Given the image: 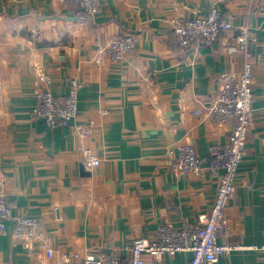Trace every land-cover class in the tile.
I'll return each mask as SVG.
<instances>
[{
	"label": "crops",
	"instance_id": "1",
	"mask_svg": "<svg viewBox=\"0 0 264 264\" xmlns=\"http://www.w3.org/2000/svg\"><path fill=\"white\" fill-rule=\"evenodd\" d=\"M221 18L217 40L181 48L169 20ZM250 28L253 116L235 193L226 208L228 242L264 246V0H101L87 18L61 0H0V179L13 205L0 232V264H59L63 254L119 256L134 240L153 241L160 225L200 226L214 202L217 178L209 153L225 145L235 120L209 113L222 74L242 70L230 55L238 28ZM131 36L135 50L124 61L101 63L100 45ZM36 67L49 75V89L64 100L78 87L75 124L47 128L32 114L39 105ZM194 145L197 174H172L168 151ZM100 164L88 170L81 151ZM83 169H82V168ZM82 170V171H81ZM83 172V173H82ZM38 220L54 256L41 241L15 237L16 220ZM179 253L164 262L188 264ZM145 261L153 263L146 256ZM215 264H264V250L241 249Z\"/></svg>",
	"mask_w": 264,
	"mask_h": 264
},
{
	"label": "built area",
	"instance_id": "2",
	"mask_svg": "<svg viewBox=\"0 0 264 264\" xmlns=\"http://www.w3.org/2000/svg\"><path fill=\"white\" fill-rule=\"evenodd\" d=\"M61 1L77 9L87 18H92L101 5V0ZM221 18L220 12L212 8L206 16L184 21L170 19L169 34L181 48L192 45L198 39L211 44L220 34ZM250 40V28L248 26L238 28L234 43L226 50L230 55L242 56V70L237 74L227 73L219 76L220 86L209 105V113L217 121L227 123L235 120L228 142L214 147L209 153L207 169L217 178L214 202L209 215L200 226L174 228L168 224L160 225L154 233L153 241L140 238L123 248L128 255L125 262L117 255L86 256L82 264H148L145 261L146 256L152 259L153 263L150 264H175L164 262L163 259H172L179 253L191 254L188 264H215L221 255L235 250H264V246L244 247L238 243L228 242L230 227L225 213L228 202L235 193V182L252 125L253 65ZM134 50V39L131 36H123L100 45L94 61L96 64L101 63L102 55L110 61H124ZM36 74L37 81L42 86L35 91L39 105L32 109V114L41 118L47 128L73 124L76 134L84 139L87 129L74 123L78 114L77 85L73 83L65 99L60 100L49 89L51 83L49 75L41 67H36ZM81 153L82 165L86 169L91 170L100 164L90 149L83 148ZM168 158L172 174L176 177L197 174L200 170V160L192 144L178 147L176 152L169 150ZM12 209L13 205L6 199L3 182L0 179V232L11 219ZM13 234L15 237H23L30 241H41L46 258L54 256V250L48 245L37 219L28 216L17 219ZM78 258V253L63 254L59 264H71Z\"/></svg>",
	"mask_w": 264,
	"mask_h": 264
},
{
	"label": "water",
	"instance_id": "3",
	"mask_svg": "<svg viewBox=\"0 0 264 264\" xmlns=\"http://www.w3.org/2000/svg\"><path fill=\"white\" fill-rule=\"evenodd\" d=\"M82 168V167H81ZM83 169V168H82ZM82 171V170H81ZM83 173V172H82Z\"/></svg>",
	"mask_w": 264,
	"mask_h": 264
},
{
	"label": "trees",
	"instance_id": "4",
	"mask_svg": "<svg viewBox=\"0 0 264 264\" xmlns=\"http://www.w3.org/2000/svg\"><path fill=\"white\" fill-rule=\"evenodd\" d=\"M79 12V11H78Z\"/></svg>",
	"mask_w": 264,
	"mask_h": 264
}]
</instances>
